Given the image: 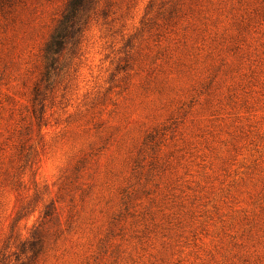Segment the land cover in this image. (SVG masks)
I'll return each mask as SVG.
<instances>
[{"label":"rangeland","instance_id":"1","mask_svg":"<svg viewBox=\"0 0 264 264\" xmlns=\"http://www.w3.org/2000/svg\"><path fill=\"white\" fill-rule=\"evenodd\" d=\"M68 1L0 0V264H264V0H95L46 78Z\"/></svg>","mask_w":264,"mask_h":264},{"label":"trees","instance_id":"2","mask_svg":"<svg viewBox=\"0 0 264 264\" xmlns=\"http://www.w3.org/2000/svg\"><path fill=\"white\" fill-rule=\"evenodd\" d=\"M95 5V0H69L65 6V10L58 20L50 40L47 42L43 55L46 64V78L51 75L58 61V57L66 49L67 45L72 48L78 47L81 35L84 32L87 16ZM39 93L36 90L34 100H39Z\"/></svg>","mask_w":264,"mask_h":264}]
</instances>
